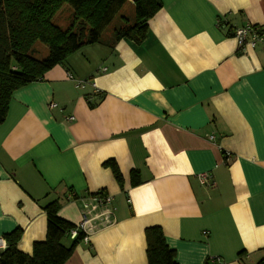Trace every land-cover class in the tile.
Wrapping results in <instances>:
<instances>
[{
	"label": "crops",
	"instance_id": "obj_1",
	"mask_svg": "<svg viewBox=\"0 0 264 264\" xmlns=\"http://www.w3.org/2000/svg\"><path fill=\"white\" fill-rule=\"evenodd\" d=\"M160 2L144 42L83 47L14 94L0 125V239L21 229V252L46 240L47 204L77 226L83 200L103 193L114 221L66 264H148L156 227L177 264L264 260V47L240 50L217 25L264 28V0Z\"/></svg>",
	"mask_w": 264,
	"mask_h": 264
},
{
	"label": "trees",
	"instance_id": "obj_2",
	"mask_svg": "<svg viewBox=\"0 0 264 264\" xmlns=\"http://www.w3.org/2000/svg\"><path fill=\"white\" fill-rule=\"evenodd\" d=\"M132 3L133 20L117 25L110 40L102 41V35L122 8ZM64 5H70L74 25L78 28L62 30L54 25L53 18ZM160 0H0V125L8 116L14 94L44 78L46 72L57 65H65L67 59L83 47L94 44L116 43L128 38L138 44L145 41L149 21L160 11ZM43 43L49 48L44 59L32 55L34 46ZM110 167L121 184L122 175L112 160L104 164ZM132 184L140 183L137 172L132 174ZM47 215L46 240L35 243L31 255L18 249L22 230L16 229L4 235L6 248L0 251V264H66L76 247L83 242V234L63 244L76 227L59 216L57 201L44 207ZM148 264H177L175 252L166 244L161 228L146 230ZM240 253L239 255H242ZM259 264H264V260Z\"/></svg>",
	"mask_w": 264,
	"mask_h": 264
},
{
	"label": "built area",
	"instance_id": "obj_3",
	"mask_svg": "<svg viewBox=\"0 0 264 264\" xmlns=\"http://www.w3.org/2000/svg\"><path fill=\"white\" fill-rule=\"evenodd\" d=\"M217 25L220 29L226 30L228 35L236 38L240 50L246 48L255 49L259 46L264 47V28L262 26L247 23L242 27L229 29L227 21L221 18L218 19ZM107 70V68L102 69L103 72H106ZM68 78L70 80H75L70 73H68ZM87 82L88 81H77V84L81 87ZM68 120L73 121L74 117H68ZM211 138L214 139L213 136H211ZM205 179L206 176L203 175L202 180ZM88 198L89 202L84 201L85 199L83 202L81 200L85 211L82 215L81 222L70 233V238L72 240L76 239L79 234H83V242L85 243H88L90 236L97 231L98 227L109 225L114 221L115 216V208L113 206L109 208V205L111 206L113 204V198L104 195L103 193L93 194L92 196H88ZM5 248V240L0 239V251H3ZM218 261L217 258H213L211 259L210 264L217 263Z\"/></svg>",
	"mask_w": 264,
	"mask_h": 264
},
{
	"label": "rangeland",
	"instance_id": "obj_4",
	"mask_svg": "<svg viewBox=\"0 0 264 264\" xmlns=\"http://www.w3.org/2000/svg\"><path fill=\"white\" fill-rule=\"evenodd\" d=\"M122 17H125L127 20H133L134 18V7L132 3H127L120 13L116 16L113 22L108 26L102 35V41H107L111 39L112 34L114 33L119 21H123ZM54 25L60 27L62 30H77V24L74 25V15L73 10L70 5H64L60 11L53 18ZM46 52L49 54V48L43 43H37L34 46L32 55L37 59H44L46 57ZM80 54V53H79ZM73 55V54H72ZM85 198V197H82ZM211 261V260H210ZM210 264V263H209ZM212 264V263H211ZM215 264V263H214Z\"/></svg>",
	"mask_w": 264,
	"mask_h": 264
}]
</instances>
